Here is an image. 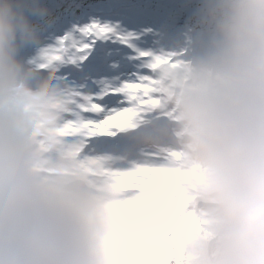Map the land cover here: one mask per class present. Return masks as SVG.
I'll return each instance as SVG.
<instances>
[{"label":"clouds","instance_id":"1","mask_svg":"<svg viewBox=\"0 0 264 264\" xmlns=\"http://www.w3.org/2000/svg\"><path fill=\"white\" fill-rule=\"evenodd\" d=\"M64 2L0 0V264H117L122 218L82 174L90 148L37 125L63 77L35 55ZM182 3L171 40L148 26L167 63L147 72L207 221L186 264H264V0Z\"/></svg>","mask_w":264,"mask_h":264},{"label":"snow or ice","instance_id":"2","mask_svg":"<svg viewBox=\"0 0 264 264\" xmlns=\"http://www.w3.org/2000/svg\"><path fill=\"white\" fill-rule=\"evenodd\" d=\"M58 7L57 22L48 29L46 45L63 46L65 59L73 62L72 80L81 91L91 95L86 119L97 125L109 117L131 109L136 103L132 88L148 75L141 67V53L150 52L157 34L148 28L143 17L151 5L130 4L124 0H65ZM173 16L184 5L164 6ZM162 39L173 38L163 29ZM115 132L113 128L111 130ZM98 152L123 151L127 144L120 137L98 136Z\"/></svg>","mask_w":264,"mask_h":264},{"label":"bare ground","instance_id":"3","mask_svg":"<svg viewBox=\"0 0 264 264\" xmlns=\"http://www.w3.org/2000/svg\"><path fill=\"white\" fill-rule=\"evenodd\" d=\"M101 1V0H99ZM167 0H160V4H164ZM126 3L130 4H145L148 0H124ZM180 16V13L176 14ZM173 15V16H176ZM60 52L55 51V55L52 54L50 59L45 58L38 59L35 56V60L40 62H50L51 64H57L58 62L62 61L63 55H67V52L63 46ZM48 51V50H47ZM50 53V52H49ZM50 73L57 77H63V82L73 84L72 78H68L62 74H60L56 69L49 70ZM74 88L80 89L77 85L74 84ZM153 101L156 104H161V101L154 97ZM141 115H143L147 122L153 126L161 127L162 123L156 119L155 117L151 116L147 107L141 106L139 109ZM143 142V141H142ZM141 149L146 150H161L160 152L165 154V151L162 150L160 146L153 145L150 142H143L139 144ZM145 146V147H143ZM181 157V155H180ZM95 169L87 170L84 168H80L82 174L85 179H91L92 182L96 184V186L109 193L112 199V206L114 211L122 218V223L120 225L122 231L118 234L119 237H124L129 239L128 242L129 247H126V251L132 252L134 249L137 248L139 243L148 242L155 237H157L161 230H164L167 233H170V226L169 224L164 221L160 216L156 214V211L147 204L144 199L142 198L136 184L132 182V178L128 172V169H125V176L118 178L119 175H116V171L112 170V166L103 163V166L100 165V160L96 159ZM108 163V162H107ZM116 168H124L125 165L121 159H118L115 163ZM100 180H103L102 186L100 187ZM161 218V219H160ZM141 225L143 229L142 231H135L133 232L132 236L129 238L128 233L131 230L138 229ZM140 233H143L140 235ZM139 235V236H138ZM133 243V245H130ZM152 252V262L154 264H158L160 262V254L157 248L153 246Z\"/></svg>","mask_w":264,"mask_h":264},{"label":"rangeland","instance_id":"4","mask_svg":"<svg viewBox=\"0 0 264 264\" xmlns=\"http://www.w3.org/2000/svg\"><path fill=\"white\" fill-rule=\"evenodd\" d=\"M157 2V4L159 3V0H156ZM183 5V4H182ZM182 9V8H181ZM181 9L179 10V12L178 13H180V16H178L177 17V19L180 21V20H184V13H182L181 12ZM155 15H159L158 13H156V14H154L153 16H155ZM146 24H147V21H144ZM176 24H173V26L172 27H169V28H171V29H174V28H176ZM155 28H158V26L156 25L155 26ZM159 28H161V25L159 26ZM171 29H169L170 30V33L173 35V33H175V32H173V30H171ZM176 34V33H175ZM61 49H62V47H60V48H55V47H53V46H51V45H45V46H43L37 53H36V57H38V59L41 61V59H45V58H49L50 59V57H51V55L52 54H54L55 55V51H57V52H60L61 51ZM48 50V51H47ZM50 52V53H49ZM141 55V57L143 58L142 59V61H147V62H149V60H148V58L149 57H151L152 59H151V61L149 62V63H151L152 64V66H154V65H156V63L157 62H166L167 61V59L166 58H164V57H161V56H157V55H155L151 50H150V52H145V53H141L140 54ZM65 55H63V58H62V63L60 64L61 66L59 67V69L60 70H62V71H66V66L68 67V65L69 64H72L71 63V59H65ZM142 63V62H141ZM52 65L50 64L49 65V67H51ZM149 76V75H148ZM148 78V77H147ZM158 82H156L155 84H152L150 87H152V89H153V91L154 92H156V91H158V89L156 88V87H154V85H156ZM92 121V120H91ZM147 128H153V127H147ZM62 130H63V128H62ZM165 133L166 131L164 130V131H162V132H160V133ZM153 136V135H152ZM54 137H57V136H54ZM143 147H145V146H143ZM176 149H172L171 151L173 152V151H175ZM159 151H161V150H159ZM137 158H139V157H137ZM140 160H143V161H137V162H135L131 167H136L135 169L136 170H139V168L140 167H144V164L143 163H148L147 161H151V160H149L148 159V157L147 156H143L142 157V159H140ZM103 163H106L107 165H110V166H112V170L113 171H116V175H119V177L118 178H121V177H123V176H125V172H126V170L125 169H127V168H129V167H124V168H116V166H115V163H116V161H114V160H112V161H110V162H105L104 161V156L103 157H101V159H100V165L101 166H103ZM143 164V165H142ZM149 164V163H148ZM169 164H170V156L167 158V159H165L164 160V163H163V166H169ZM142 165V166H141ZM104 167V166H103ZM153 172H156V171H151L148 175H150V174H152ZM148 175H146V176H148ZM145 178V177H144ZM182 179H184V175H183V178ZM100 182V187H103L102 186V183H103V180H100L99 181ZM182 182V181H181ZM137 187H140V185H137ZM169 187H170V190L172 191V192H176V193H179V192H181L182 191V187H181V185L180 184H175V183H173V182H170V184H169ZM140 190H141V188H140ZM142 191H146V190H144V189H142ZM182 196H183V204L181 205V199H177L176 198V196L172 199V201L170 202V204L167 206V207H165V208H163V209H161L158 213H157V215H161V216H164V214H165V212L167 211V212H169V210L170 211H174L175 213H177V218H176V224L178 225L179 223L182 225L183 223H184V225L187 223L186 221L189 219L190 220V222H192L193 223V225L195 226V230H194V238H192L191 240L192 241H194L198 236H200L201 235V233L203 232V230H204V228H203V225L207 222L205 219H203V217H202V215L201 214H198V208H197V205H196V203L194 204V202L193 201H195L194 199H193V197H190L189 195H187L186 193H182ZM172 198V196L171 195H169L168 196V198L163 202L164 204H168V201L170 200ZM161 219V218H160ZM191 227V226H190ZM141 229H143V227H141V225L138 227V229L136 228V229H134V230H130L129 231V233H128V237L130 238L133 234V232H135L136 230L137 231H142ZM125 253H127L128 254V257L130 256L131 258L129 259V260H135V264H140V261H138V255H135L134 256V252L132 251V252H128V251H126ZM162 253H163V251H162ZM176 254H179L178 252L176 253ZM153 258V257H152ZM152 258H151V264H154L153 262H152ZM132 260H131V262L129 263V264H131L132 263ZM148 261H150V259L148 260L147 259V261L145 262V264H148L149 262ZM159 264H163V259L162 260H160V262H159Z\"/></svg>","mask_w":264,"mask_h":264},{"label":"trees","instance_id":"5","mask_svg":"<svg viewBox=\"0 0 264 264\" xmlns=\"http://www.w3.org/2000/svg\"><path fill=\"white\" fill-rule=\"evenodd\" d=\"M147 1V0H146ZM160 1V0H159ZM156 0H148L145 4L140 5H151L152 7L146 10V14L143 17L146 19H154V17H158L159 20L170 18L172 16L168 15V10L164 7L166 5H172V4H183L182 0H167L164 4L156 3ZM184 10V7L181 9ZM158 13L159 15L154 14ZM176 15V14H175ZM191 226V227H190ZM195 226L192 222L188 219L187 223L182 225L181 227H174L172 230H170V233L165 232L164 230H161V233L155 237L154 239L139 243L137 248L133 250L134 256L138 255V261H140V264H145L147 259L148 264H151V258H152V252L153 246L154 248H157L159 250L160 254V260L163 259V264H186V257L184 255L185 249L191 244L192 238H194V229ZM175 229V230H174ZM143 233H140V235ZM139 236V235H138ZM130 240L126 238L118 239L116 243V251H117V264H129L131 260H129L131 257H128V254L126 252V247H129L128 242ZM130 245H133V243H130ZM163 251V253H162ZM131 252V251H130ZM179 254H176V253ZM135 260H132L131 264L134 263ZM159 264V263H158Z\"/></svg>","mask_w":264,"mask_h":264}]
</instances>
